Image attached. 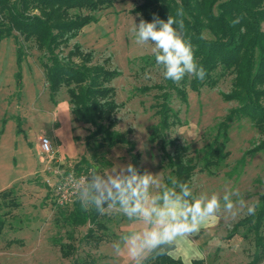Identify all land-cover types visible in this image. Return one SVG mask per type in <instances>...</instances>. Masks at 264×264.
<instances>
[{
	"label": "rangeland",
	"instance_id": "obj_1",
	"mask_svg": "<svg viewBox=\"0 0 264 264\" xmlns=\"http://www.w3.org/2000/svg\"><path fill=\"white\" fill-rule=\"evenodd\" d=\"M142 2L114 0L110 8L97 13L96 22L84 26L69 45L62 47V54H66L76 41L83 51L92 53L91 64L118 72L109 83L117 107L102 119L100 126L74 118L64 86L51 99L40 63L42 45L25 41L16 31L14 37L0 38V191L14 187L18 203L4 207L0 199V214L8 211L0 232V264H73L87 254L95 264H129L126 255L113 254L111 245L121 233L143 225L119 214L101 215L107 230L92 226L93 236L87 237L88 223L71 226L65 219L76 197L64 206L54 203V183L63 172L75 168L82 157L91 166L109 171L131 163L132 155L138 153L140 173L159 174L161 182L167 184V176L174 177L168 166L173 147L167 141L175 139L190 145L186 154L197 163L189 179L194 195L239 189L248 203L256 205L263 194L264 152L246 155L243 163L238 162L248 148L264 137L248 118L233 122L229 128L225 149L230 154L226 161L218 168L211 167L212 173L199 169L202 146L216 123L236 105L220 94L229 89V76L214 87L203 86L197 91L186 87V102L170 89L171 107L179 122L160 134L163 139L160 136L151 141L152 127L159 119L155 112L157 95L169 89L159 66L146 62V58L154 56L151 45L136 44L129 31L133 21L138 25L141 19L146 20L144 12L133 11ZM18 45L25 52L20 59ZM146 72L150 79L143 78ZM98 131L99 135L94 134ZM106 132H117L126 142L113 146L103 143L101 137ZM44 136L53 144L52 156L40 152L39 137ZM80 166L86 167L82 163ZM245 216L242 212L235 220L220 218L213 227L201 231L195 241L205 264H246L253 260V235L243 237L242 226L233 232L235 224ZM102 234V241L95 244V237ZM68 243L73 249L64 256L61 247ZM253 264H264V258Z\"/></svg>",
	"mask_w": 264,
	"mask_h": 264
},
{
	"label": "trees",
	"instance_id": "obj_2",
	"mask_svg": "<svg viewBox=\"0 0 264 264\" xmlns=\"http://www.w3.org/2000/svg\"><path fill=\"white\" fill-rule=\"evenodd\" d=\"M113 2L114 0H0V38L14 37L17 33L25 41L42 45L44 52L40 63L51 99L64 86L69 94L70 110L74 118L96 126H100L102 119L107 118L117 107L114 89L109 83L118 72L103 65L91 64L92 53L83 51L76 41L66 54H62V47L69 45L84 26L96 22L97 13L110 8ZM181 6L185 13L184 36L190 39L195 60L206 70V76L200 81L186 75L178 84L166 80L169 90H163L157 95L159 100L155 104V112L159 119L152 127L150 139L157 140L166 129L179 122L171 107L170 89L186 102V87L195 91L203 86L214 87L221 78L229 76L230 87L220 94L225 101H235L236 105L229 108L216 123L210 138L202 146L199 157V169L212 173L211 167H220L230 154L225 146L229 139L228 130L233 122L248 118L264 135V0H143L133 11L144 12L147 22H151L154 15L166 21L169 15L176 18ZM237 18H240V23L233 25L232 22ZM241 28L245 31L241 32ZM17 54L19 59L25 55L21 45L17 46ZM146 62L156 63L155 57L146 58ZM106 133L101 137L103 143L113 146L126 142L117 132ZM94 134L99 135L100 132ZM167 143L173 147L172 156L168 159L171 172L178 181L190 184V176L197 166L194 159L186 154L190 145L181 144L175 139L168 140ZM258 152H264V137L248 148L238 162L243 163L246 155ZM138 157V153L132 155L130 164L140 172ZM80 163L86 166L85 169L93 168L82 157L76 164V170L82 169ZM169 177L171 176H167L168 185L171 184ZM13 189L11 187L0 191L2 206L18 205ZM7 214L8 211L0 214V232ZM100 216L94 208L82 211L76 200L65 219L71 226L88 223L86 236L91 237L92 226L107 230ZM239 226L244 228L242 236L247 238L252 234L256 245L255 257L246 264H253L264 258V234H261V228L264 227V192L256 204L255 215H247L238 220L233 228L234 233ZM102 236L104 235L94 236L95 244L102 241ZM71 249L73 246L70 243L65 244L61 247L62 255L67 256ZM73 264H95V260L87 254L86 258L75 259ZM145 264L183 262L181 259L160 256L150 258ZM192 264L205 263L204 259H195Z\"/></svg>",
	"mask_w": 264,
	"mask_h": 264
},
{
	"label": "clouds",
	"instance_id": "obj_3",
	"mask_svg": "<svg viewBox=\"0 0 264 264\" xmlns=\"http://www.w3.org/2000/svg\"><path fill=\"white\" fill-rule=\"evenodd\" d=\"M184 14L181 6L176 18L169 15L165 21L154 15L151 22L141 19L137 25L133 21L129 29L136 44L151 45L164 79L177 84L186 75L200 81L206 76V70L195 60L190 39L184 36ZM232 23H240V18ZM143 78L151 77L146 72ZM45 143L50 148V142ZM158 175L140 173L129 163L109 171L93 167L80 178L74 175L66 178L82 211L94 208L100 215L119 214L143 225L138 230L121 233L111 245L113 254L126 255L129 264H145L160 256L192 264L195 259H203L194 247L203 229L220 218L235 220L242 212L256 213V205L248 203L239 189H225L223 194L201 191L194 195L188 182L169 177L171 184H163Z\"/></svg>",
	"mask_w": 264,
	"mask_h": 264
},
{
	"label": "built area",
	"instance_id": "obj_4",
	"mask_svg": "<svg viewBox=\"0 0 264 264\" xmlns=\"http://www.w3.org/2000/svg\"><path fill=\"white\" fill-rule=\"evenodd\" d=\"M45 140L50 142V148L45 143ZM39 148L41 154L45 156H52L54 154L53 144L51 143L50 139L47 136L39 137ZM88 171L86 169L76 170L72 168L68 171L63 172L59 177L56 183L53 185V197L54 203L58 206H64L70 203L74 198L75 195L71 188V185L66 183V178L69 175H74L76 178H80L86 175Z\"/></svg>",
	"mask_w": 264,
	"mask_h": 264
},
{
	"label": "crops",
	"instance_id": "obj_5",
	"mask_svg": "<svg viewBox=\"0 0 264 264\" xmlns=\"http://www.w3.org/2000/svg\"><path fill=\"white\" fill-rule=\"evenodd\" d=\"M217 223V222H216ZM216 223H213V224H210L207 228H205V229H208V228H210V227H213ZM194 247L200 252V253H202V250H201V248H200V245H199V243L198 242H194ZM203 255V254H202ZM182 260V259H181ZM183 262V261H182Z\"/></svg>",
	"mask_w": 264,
	"mask_h": 264
}]
</instances>
